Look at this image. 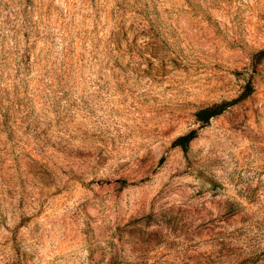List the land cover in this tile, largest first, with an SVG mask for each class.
<instances>
[{
  "label": "rangeland",
  "instance_id": "374dc122",
  "mask_svg": "<svg viewBox=\"0 0 264 264\" xmlns=\"http://www.w3.org/2000/svg\"><path fill=\"white\" fill-rule=\"evenodd\" d=\"M0 264H264V0H0Z\"/></svg>",
  "mask_w": 264,
  "mask_h": 264
},
{
  "label": "trees",
  "instance_id": "16d2710c",
  "mask_svg": "<svg viewBox=\"0 0 264 264\" xmlns=\"http://www.w3.org/2000/svg\"><path fill=\"white\" fill-rule=\"evenodd\" d=\"M248 90H246L238 99L241 100L248 96L251 93V89L247 86ZM228 104L222 103L213 107L203 108L197 112V119L202 122H207L210 118L220 114ZM194 138L193 132H189L186 135L179 137L176 141V145H180L182 149L185 151L187 149L188 144Z\"/></svg>",
  "mask_w": 264,
  "mask_h": 264
}]
</instances>
